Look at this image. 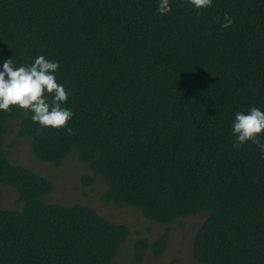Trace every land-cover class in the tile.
Returning a JSON list of instances; mask_svg holds the SVG:
<instances>
[{"label": "trees", "instance_id": "16d2710c", "mask_svg": "<svg viewBox=\"0 0 264 264\" xmlns=\"http://www.w3.org/2000/svg\"><path fill=\"white\" fill-rule=\"evenodd\" d=\"M159 2L0 0V71L5 59L58 61L73 112L69 135L0 110V184L18 193V209L0 207V264H111L129 236L85 204L46 202L52 181L8 158L12 120L35 160L58 169L73 157L91 173L83 187L102 178L104 203L167 226L132 244L130 264L159 259L168 226L202 213L197 263L264 264V153L235 149L232 134L237 112L264 111V0H169L167 15Z\"/></svg>", "mask_w": 264, "mask_h": 264}, {"label": "rangeland", "instance_id": "374dc122", "mask_svg": "<svg viewBox=\"0 0 264 264\" xmlns=\"http://www.w3.org/2000/svg\"><path fill=\"white\" fill-rule=\"evenodd\" d=\"M16 123L15 120L9 122L10 130L3 139L8 158L11 163L27 167L52 181L54 190L45 198L46 202L64 205L85 204L110 222L129 228L128 239L119 247L111 264H130L129 255L136 240L147 238L153 241L165 231L167 226L147 220L132 207H116L104 203L101 194L105 190V183L101 177L94 178L91 188L83 187L80 184L81 177L91 173L86 165L79 163L75 158L68 157L58 169L35 160L31 154L30 140L17 139ZM17 196L15 189L0 184L2 209H18L15 204ZM206 216V213L190 215L173 222L168 226L169 240L163 255L159 259H154L147 253L140 264H172L174 260L177 261L176 264H199L192 257L191 249L194 236Z\"/></svg>", "mask_w": 264, "mask_h": 264}, {"label": "clouds", "instance_id": "9594fccd", "mask_svg": "<svg viewBox=\"0 0 264 264\" xmlns=\"http://www.w3.org/2000/svg\"><path fill=\"white\" fill-rule=\"evenodd\" d=\"M188 2L197 10L212 5V0H188ZM171 11L169 0H160L157 12L160 15H167ZM223 19L221 27L224 29L234 23L227 14ZM58 68V61H50L43 55L36 57L31 65L19 67L12 59H5L0 71V110L11 114L12 106H18L19 109L32 113L33 123L42 127L65 129L69 135H72L73 130L67 128V125L73 117V112L62 106L67 102L69 93L63 84L56 80L55 73ZM261 133H264V111L251 107L247 113L235 114L232 123L235 149L250 142L264 153V142L259 139Z\"/></svg>", "mask_w": 264, "mask_h": 264}]
</instances>
